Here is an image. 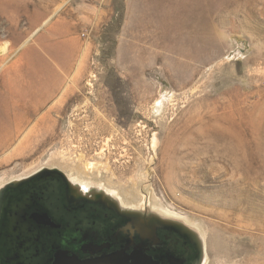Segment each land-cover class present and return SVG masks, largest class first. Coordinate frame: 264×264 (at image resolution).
<instances>
[{
  "label": "rangeland",
  "instance_id": "1",
  "mask_svg": "<svg viewBox=\"0 0 264 264\" xmlns=\"http://www.w3.org/2000/svg\"><path fill=\"white\" fill-rule=\"evenodd\" d=\"M15 105L0 194L61 171L193 228L204 264H264V0H0V122Z\"/></svg>",
  "mask_w": 264,
  "mask_h": 264
},
{
  "label": "flooded vegetation",
  "instance_id": "2",
  "mask_svg": "<svg viewBox=\"0 0 264 264\" xmlns=\"http://www.w3.org/2000/svg\"><path fill=\"white\" fill-rule=\"evenodd\" d=\"M146 220L102 200L75 198L49 169L0 196V264H66L117 254L125 264H200L203 248L195 235Z\"/></svg>",
  "mask_w": 264,
  "mask_h": 264
},
{
  "label": "bare ground",
  "instance_id": "3",
  "mask_svg": "<svg viewBox=\"0 0 264 264\" xmlns=\"http://www.w3.org/2000/svg\"><path fill=\"white\" fill-rule=\"evenodd\" d=\"M224 132V131H223ZM222 132V133H223ZM230 132V131H229ZM234 133V132H233ZM234 136L235 135H231L230 134H223L221 135H218V137H222L224 138L225 140H232L234 139ZM194 138V137H193ZM213 139V138H212ZM194 140V139H193ZM216 140V139H214ZM238 141V140H237ZM199 142V141H198ZM215 142V141H214ZM220 143V142H219ZM218 143V144H219ZM229 143V142H228ZM235 143V142H234ZM210 144V143H209ZM212 144V143H211ZM225 144V142H224ZM232 144V143H231ZM233 146V145H230V147ZM229 146L227 147V145L225 147L222 148V150H219V151H216V157H230V156H236V157H239L240 156H248L249 154H253V151L249 152V150H245L242 154H239L240 152H238L240 149H238L239 147H232V149L230 148ZM182 148V147H181ZM190 148V147H189ZM242 150V149H241ZM185 152V151H184ZM175 157L179 154H182L183 152L179 151V147L177 145H175V148H174V151H173ZM191 153V152H190ZM185 154H188V153H185ZM196 155V154H195ZM47 170V169H46ZM46 170H43V171H39L38 173L34 174V175H37L39 173H42ZM61 172V171H60ZM171 172V171H170ZM174 172V171H173ZM63 173V172H62ZM64 174V173H63ZM65 175V174H64ZM65 177L67 178V181H68V184H69V188H70V191L72 193V195L75 197V198H83V199H88V200H91V201H97V200H102L104 202H107V204L109 205H112V204H115L117 206V209L119 210L120 213H123V214H126V215H137L139 219L143 220L144 221H147L146 219H149L148 221H151V222H154L152 221L154 217H157L158 219H161V221L163 223H166V224H172V225H178L186 230H188L189 232H191L193 235H195L199 241V243L201 244V247L203 248V258L200 262V264H204L205 263V258H206V254H205V248H204V241H203V237L201 235H199V233L197 231H195L193 228L189 227V226H186L184 224H181V223H178V222H174V221H170V220H167V219H163L161 217H158V216H154V215H146V216H143L142 212L141 211H138V210H135V209H132V208H128V207H125L119 203H117L116 200L114 199H111L109 198L107 195L105 194H100L101 192L99 191H93V189H91V187L83 184V183H80V182H77L76 180H73V179H70L69 177H67L65 175ZM29 178V177H28ZM27 179V178H25ZM25 179H22V180H18V181H14V182H11L9 185H8V188H12V187H15L16 185L22 183L23 181H25ZM10 186V187H9ZM107 199V200H106Z\"/></svg>",
  "mask_w": 264,
  "mask_h": 264
},
{
  "label": "crops",
  "instance_id": "4",
  "mask_svg": "<svg viewBox=\"0 0 264 264\" xmlns=\"http://www.w3.org/2000/svg\"><path fill=\"white\" fill-rule=\"evenodd\" d=\"M13 110L15 114H13ZM16 110H18L19 113H16ZM29 110V108L24 109L23 106L20 105L17 108L15 107L7 111L4 115L6 121L0 122V133L4 134V136L0 138V146L10 144L14 140V137L21 131L20 128L29 122L33 115L29 114Z\"/></svg>",
  "mask_w": 264,
  "mask_h": 264
},
{
  "label": "water",
  "instance_id": "5",
  "mask_svg": "<svg viewBox=\"0 0 264 264\" xmlns=\"http://www.w3.org/2000/svg\"><path fill=\"white\" fill-rule=\"evenodd\" d=\"M55 172L60 174L66 180V182L68 184L67 178L65 177V175L62 172H60V171H55ZM68 186H69V184H68ZM6 189H8V186L6 187ZM2 193L0 194V196L2 195ZM111 206L114 209L118 210L117 206L115 204H112ZM124 215L125 216H130V217H133V218L135 217L136 219L138 218L137 215H126V214H124ZM152 221H154V223H159V224L163 223L161 221V219H158L157 217H154ZM66 264H125V260L122 258L121 254H117L115 256H111V257H108V258L107 257L106 258L105 257H101V258L100 257H97V258L93 257V259H91V260H89V259L87 260L85 256H82V257L77 258V259L76 258H72L71 261H67ZM137 264H139V263H137Z\"/></svg>",
  "mask_w": 264,
  "mask_h": 264
}]
</instances>
